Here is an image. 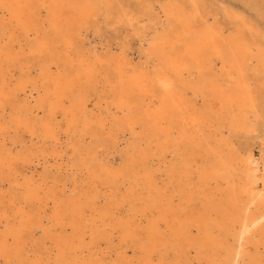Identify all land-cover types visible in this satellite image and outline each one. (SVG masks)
Here are the masks:
<instances>
[{
    "label": "bare ground",
    "instance_id": "bare-ground-1",
    "mask_svg": "<svg viewBox=\"0 0 264 264\" xmlns=\"http://www.w3.org/2000/svg\"><path fill=\"white\" fill-rule=\"evenodd\" d=\"M0 264H264V0H0Z\"/></svg>",
    "mask_w": 264,
    "mask_h": 264
},
{
    "label": "rangeland",
    "instance_id": "rangeland-1",
    "mask_svg": "<svg viewBox=\"0 0 264 264\" xmlns=\"http://www.w3.org/2000/svg\"><path fill=\"white\" fill-rule=\"evenodd\" d=\"M240 3V2H239ZM260 20H262L263 21V19H261L260 18ZM124 30V29H123ZM123 30H121V31H123ZM104 31H106V35H111V37H113L114 35H116L118 32L115 30V29H113V28H110V27H106V28H104Z\"/></svg>",
    "mask_w": 264,
    "mask_h": 264
}]
</instances>
